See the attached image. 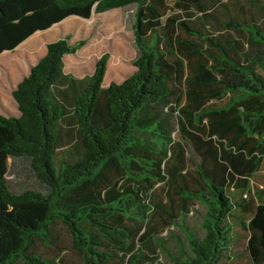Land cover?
<instances>
[{
  "label": "trees",
  "instance_id": "obj_1",
  "mask_svg": "<svg viewBox=\"0 0 264 264\" xmlns=\"http://www.w3.org/2000/svg\"><path fill=\"white\" fill-rule=\"evenodd\" d=\"M203 1L0 0V54L70 16L75 17L68 21L89 19L131 5L137 52L136 70L103 87L108 54L89 75L66 73L64 57L84 45L83 40L69 44L66 35L46 44L44 55L13 89L19 116L0 115V264H66L35 251L36 243H52L53 225L68 234L80 264H118L115 259L129 253L128 264H139L134 244L151 219L147 200L158 183L170 185L179 197L178 214L171 195L168 205L154 204L166 219H183L188 201L205 208L201 238L179 224L190 252L182 259L171 257L157 240L173 264H227L236 226L248 233L251 260L264 264V203L244 200L242 188H231L241 172L234 160L217 158L219 172L197 163L194 174H187L188 184L184 154L176 150L170 125L148 113L172 99L182 137L222 145L246 159L248 172L264 171V23L229 18L223 24L249 35L257 50L245 53L235 39L221 43L206 28L168 15L194 10L212 16ZM9 158H27L46 192L25 186L14 192L19 182L10 179Z\"/></svg>",
  "mask_w": 264,
  "mask_h": 264
},
{
  "label": "rangeland",
  "instance_id": "obj_2",
  "mask_svg": "<svg viewBox=\"0 0 264 264\" xmlns=\"http://www.w3.org/2000/svg\"><path fill=\"white\" fill-rule=\"evenodd\" d=\"M172 1L166 0L169 5L172 4ZM203 5L207 8V13L212 16L201 14L194 10L189 11L187 14L173 11L168 12V15L184 17L191 25L197 28H206L221 43L235 39L238 41L242 52L252 53L257 50V47L251 43L250 37L245 31L235 32L231 28L223 29L222 27L229 18L240 22L242 20L255 22L263 27L264 0H204ZM134 8L135 6L131 5L121 9H112L104 13H93L89 19L76 17L78 20L68 21V19L75 17L70 16L59 22L61 23L60 26H56L59 24L57 23L49 28L51 30L47 29L49 30L47 33L38 35L39 39H32L31 44L27 48H19L2 56L0 58V83L2 84L0 90L3 93L2 96L10 94V86L5 79L6 75L11 83L19 81L29 73V67L33 66L44 54L47 43L66 35L69 37V44H74L79 40L84 41V45L75 53L64 57V71L66 73L76 77L89 75L93 71L95 62L103 53H107L106 71L102 85L106 87L111 82L121 83L136 70L133 60L137 52L132 37ZM228 52L233 58L241 61L238 53L230 49H228ZM83 57V60H78ZM262 74L264 75V72ZM0 103L1 107H5L0 108V115L14 116L17 114L16 109L11 104H8L7 101L1 100ZM148 113H158L159 118L167 121L170 125V136L176 145V150L180 148L184 154L182 173L187 176L188 184H190V179L187 174L194 172L197 163H203L208 169L219 172L220 165L217 158L232 159L236 163V169L241 170V172L240 175L235 174L233 176L231 188H242L244 190L242 193L244 200L253 199L257 203H264V201L261 202L259 199H264V196L261 197L257 191H264V171L248 172L245 168L246 159L239 157L238 154H233L231 150L225 149L222 145H217L213 142L199 144L196 139L190 136L182 137L176 124L177 114L173 110L172 99H167L158 105L150 107ZM174 161L172 163H175ZM8 167L9 176H13L10 179L14 182L18 179L19 182L14 185V192L22 191L24 186L42 193L46 192L34 178L27 158L13 159V163L8 165ZM169 195L173 198V208L178 214L179 197L173 194L170 185L158 183L149 194L147 202L152 207L149 213L151 219L144 226V229L137 234L134 244V251L138 250L141 253L139 264H173L169 256L157 245L158 239L163 241L171 257L182 259L183 255L189 254L187 241L179 225L180 223L186 225L198 237L201 238L203 236V230L200 226L205 213L203 205L198 201H188L186 204L187 211L184 212L183 219L178 217L176 219H166L161 208L154 207V204H159L160 206L168 205ZM164 219L167 223L163 222ZM127 225L132 230L137 228L133 222H128ZM52 230V243L47 247L36 243L35 251L49 259L58 256L66 264H80L78 257L70 248L68 234L59 225H53ZM144 231L147 234L143 239H137ZM234 231L237 233V238L231 248V259L227 264H262L253 262L246 251L248 233L240 226H236ZM130 255L131 253L127 254L122 260L117 258L115 261L118 264H128ZM14 264H21V262L16 261Z\"/></svg>",
  "mask_w": 264,
  "mask_h": 264
},
{
  "label": "crops",
  "instance_id": "obj_3",
  "mask_svg": "<svg viewBox=\"0 0 264 264\" xmlns=\"http://www.w3.org/2000/svg\"><path fill=\"white\" fill-rule=\"evenodd\" d=\"M174 1V0H173ZM173 1H172V3H173ZM168 4V3H167ZM50 30V29H49ZM49 30H47V31H38V32H36V33H34L32 36H30L28 39H26L25 41H23L20 45H18L13 51H5V52H3V53H1L0 54V58L2 57V56H4V55H6V54H9V53H12V52H14L15 50H17V49H19V48H27L30 44H31V40L32 39H35V38H37V39H39L38 38V35H42V34H44V33H47ZM46 46V45H45ZM45 53V52H44ZM44 55V54H43ZM42 55V56H43ZM32 67V66H31ZM31 67H29V70H30V68ZM29 72V71H28ZM26 76V75H25ZM24 77V76H23ZM22 77V78H23ZM21 78V79H22ZM5 79H6V81H7V83H8V85L10 86V94L7 96H2V91L0 90V101L1 100H5V101H7V103L8 104H11L13 107H14V109H16V115H14V116H12V115H10V116H12V117H18L19 116V111H18V109H17V105H16V103H15V101H14V99L12 98V95H11V93H12V91H13V89L15 88V86L18 84V82L21 80H19V81H16V82H14V83H11L10 81H9V79L7 78V75H6V77H5ZM1 83H0V87H1ZM0 105H1V103H0ZM0 108H5V107H1L0 106ZM5 116H7V117H10V116H8V115H5ZM11 163H13V160L12 159H8V165H11ZM264 201V200H263Z\"/></svg>",
  "mask_w": 264,
  "mask_h": 264
}]
</instances>
